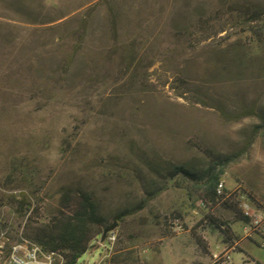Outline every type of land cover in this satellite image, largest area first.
I'll list each match as a JSON object with an SVG mask.
<instances>
[{
    "label": "rangeland",
    "instance_id": "rangeland-1",
    "mask_svg": "<svg viewBox=\"0 0 264 264\" xmlns=\"http://www.w3.org/2000/svg\"><path fill=\"white\" fill-rule=\"evenodd\" d=\"M236 4L261 18H245ZM207 151L235 156L221 178L229 191L251 195L264 229V0H0L7 253L30 239L32 208L43 222L67 190L82 188L108 226L116 224V238L108 246L100 235L76 264H192L225 255L215 243L234 241L222 240L208 217L231 237L242 228L246 235L249 221L210 201L205 183L169 171L204 172L213 166ZM128 208L135 213L119 224L115 215ZM259 239L249 252L264 262Z\"/></svg>",
    "mask_w": 264,
    "mask_h": 264
},
{
    "label": "trees",
    "instance_id": "trees-1",
    "mask_svg": "<svg viewBox=\"0 0 264 264\" xmlns=\"http://www.w3.org/2000/svg\"><path fill=\"white\" fill-rule=\"evenodd\" d=\"M232 10H237L251 21L260 19L262 15L259 10L251 9L247 5L236 4ZM205 22L206 20L203 19L198 20V26L201 27ZM249 111L242 112L236 117L241 118L251 115ZM207 153L212 158L213 166L204 172L197 173L181 165L170 168V175L205 183L210 201H222L228 207L239 210L242 219L248 222L249 219L243 215L237 203L224 199L216 191V187L222 179L223 168L235 160V156L221 157L209 151ZM163 189L161 187L150 192L148 198L143 200L139 208H144L148 201ZM225 192L246 193L252 200L249 193L238 190L229 191L227 186ZM62 199V206L57 213H54L43 222L36 219L38 208H32L24 234L47 251L61 252L66 260L65 264H76L81 256L88 251L91 242L102 235L104 229L108 227V223L107 219L101 214L99 203L95 200L93 193L82 188L69 189ZM133 213H135V210L125 209L115 215V220L120 224L125 217ZM208 218L216 227L220 228L226 238L230 239L231 236L227 228L220 226L216 218L211 216ZM256 234L264 238L263 231H258ZM204 248L206 247L204 246Z\"/></svg>",
    "mask_w": 264,
    "mask_h": 264
},
{
    "label": "built area",
    "instance_id": "built-area-1",
    "mask_svg": "<svg viewBox=\"0 0 264 264\" xmlns=\"http://www.w3.org/2000/svg\"><path fill=\"white\" fill-rule=\"evenodd\" d=\"M226 184L224 179H221L216 187L217 194L223 196L224 199L230 200L237 203L243 215L249 219V225L244 227V232L246 236H250L258 231H263L262 228V216L254 209V206L246 193H234L225 192ZM106 241H108V246L110 242H114L116 236L109 232ZM9 237L7 235V229H0V264H65L66 260L61 252L57 251H47L41 245L36 242L22 238V241L12 245L8 251L7 242ZM105 242V241H103ZM107 246V247H108ZM7 253V254H6ZM223 252H216L213 254V263L225 264L228 260H221L223 257L230 258V255Z\"/></svg>",
    "mask_w": 264,
    "mask_h": 264
},
{
    "label": "crops",
    "instance_id": "crops-1",
    "mask_svg": "<svg viewBox=\"0 0 264 264\" xmlns=\"http://www.w3.org/2000/svg\"><path fill=\"white\" fill-rule=\"evenodd\" d=\"M239 235L238 236H234V237H230L229 240L234 241V243L231 244H227L226 242H218L215 243V248H217V250L220 249H225L226 253H228L230 255V259L228 260L225 264H264V262H262V259H256L250 252H249V248L252 245H260L261 241L259 239V235L255 234L252 236H246L243 235V228L238 232ZM223 233L221 232V239L223 240L224 238ZM211 246L212 243H210V245H206L204 248V252H206V255L209 256L211 253ZM226 247V248H225ZM216 251V250H215ZM213 253V252H212ZM235 253H242L246 256H248L247 259H243V260H239L236 261L234 260V254ZM250 257V258H249ZM196 258H204V255L202 253H199L198 256H196ZM181 262V261H180ZM183 262V261H182ZM192 264H212V260H191Z\"/></svg>",
    "mask_w": 264,
    "mask_h": 264
},
{
    "label": "water",
    "instance_id": "water-1",
    "mask_svg": "<svg viewBox=\"0 0 264 264\" xmlns=\"http://www.w3.org/2000/svg\"><path fill=\"white\" fill-rule=\"evenodd\" d=\"M115 225H116L115 223L114 224H111V225H109L108 227H106L104 229V231L102 233V236H101L102 237V240H105L108 232L112 231L115 228Z\"/></svg>",
    "mask_w": 264,
    "mask_h": 264
}]
</instances>
